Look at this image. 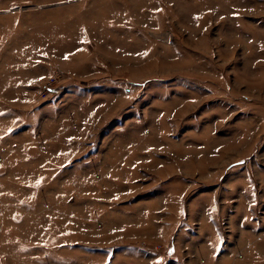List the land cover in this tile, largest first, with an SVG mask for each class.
<instances>
[{
	"label": "rangeland",
	"instance_id": "obj_1",
	"mask_svg": "<svg viewBox=\"0 0 264 264\" xmlns=\"http://www.w3.org/2000/svg\"><path fill=\"white\" fill-rule=\"evenodd\" d=\"M0 264H264V0H0Z\"/></svg>",
	"mask_w": 264,
	"mask_h": 264
},
{
	"label": "built area",
	"instance_id": "obj_2",
	"mask_svg": "<svg viewBox=\"0 0 264 264\" xmlns=\"http://www.w3.org/2000/svg\"><path fill=\"white\" fill-rule=\"evenodd\" d=\"M54 79V75L50 74L42 78L40 85L38 86V94L45 95L47 90H50L51 88V81Z\"/></svg>",
	"mask_w": 264,
	"mask_h": 264
}]
</instances>
